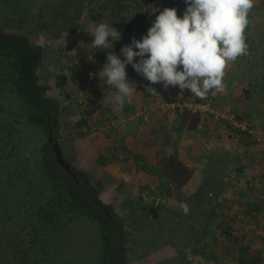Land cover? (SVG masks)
Wrapping results in <instances>:
<instances>
[{"label":"trees","instance_id":"1","mask_svg":"<svg viewBox=\"0 0 264 264\" xmlns=\"http://www.w3.org/2000/svg\"><path fill=\"white\" fill-rule=\"evenodd\" d=\"M32 1L0 0V264H131L133 258L137 259L141 255L139 248L144 239L134 230L142 216L136 210L144 204L142 193L153 187V194L167 199L163 202L172 205L164 209L162 205L158 209L173 213L174 220L183 214L179 208L181 202L189 203L191 199L202 198V226H199L202 250H188L193 247L191 243L185 240H181L182 243L174 241V234L166 238V246L178 248L180 256L185 250L187 253L198 250L205 257L207 236L214 226H218L219 236L226 237L235 246L242 245L239 246L241 252L252 250V243H242L248 236L242 241V238L233 234V224L237 217L231 224L222 218V207L227 206L225 195L233 186V180L246 170L244 159L248 155L242 149L244 156L239 164H236L233 157L236 150L233 153L232 150L205 151L202 154L206 159L202 170L205 178L192 198L184 199L183 189L193 178L194 170L179 155L172 154L161 159L156 166L142 165L140 171L148 175L151 181L143 187L138 186V193H132L121 200L124 205L121 203L120 210L101 200L104 170L118 157L113 155L110 161L99 157L96 166L80 169L67 157L65 147L70 149L77 142L88 144L97 141L99 144L100 138L94 137L87 117H81L74 123L68 118V114L78 113L80 106L77 100L72 101L69 94L62 100L56 99L49 94V86L41 80L39 70L44 64V47L31 34L44 28L42 26L30 30L26 23L29 10L23 7V4ZM256 7L255 0L253 8ZM164 8L169 7L159 9ZM153 13L150 12L147 17L149 28L155 19ZM111 26L122 33L121 39L131 43L128 37L135 30L132 23L122 19L113 22ZM116 45L120 48L118 43ZM158 87L159 92H165L161 86ZM148 99L149 104L156 105L155 112L147 120L139 118V124L148 126L157 118H165L166 122H170L169 116L172 113L178 128L172 127L166 133L167 144L172 143L174 136L180 138L185 131L188 134L199 131L203 120L200 114L187 109L161 106L169 101L164 100L163 95L159 98L149 95ZM179 101L175 100L177 103H209L201 98ZM113 119L105 123L112 124ZM245 119L237 117V120H225L220 124L227 125V134L231 140H240L242 144L251 138L250 130L238 127L239 123H245ZM96 122L97 125L104 124L100 119H96ZM50 130L59 141L65 158L73 165L77 180L58 165L48 140L45 141L44 136H49ZM256 139L254 143L259 144ZM194 150L199 154L202 147L198 144ZM190 154L194 155V152ZM130 155L136 161L142 158L138 154ZM125 219H128V225L136 232L131 244L137 246L132 245V248H128L130 238L124 228L127 224ZM152 226H148L149 235L156 231ZM249 229L255 227L250 226ZM261 249H264V242ZM178 264H191L188 254H184L183 261Z\"/></svg>","mask_w":264,"mask_h":264},{"label":"rangeland","instance_id":"2","mask_svg":"<svg viewBox=\"0 0 264 264\" xmlns=\"http://www.w3.org/2000/svg\"><path fill=\"white\" fill-rule=\"evenodd\" d=\"M256 4L258 8L250 10L249 28L245 29L248 55L238 57L235 62L229 63L226 67L225 91L214 97L209 94L205 99L212 104L213 108L229 111L236 120L237 117H246L243 126L250 130L251 138L246 137L248 141L242 144L240 140L233 141L228 137L227 125L220 124L223 121L204 116L198 132L188 134L185 131L181 133L180 138L174 136L169 146L165 142V135L170 128L162 123L157 125L156 122H152L150 126L155 129L158 127L157 133L154 135V131L146 124L135 125L132 124L134 120L123 121L122 118L126 115L124 113V111L126 112L125 104L123 107L117 105L116 94L111 98L105 96L104 90L112 88L106 84V78L102 74L99 76L98 73L106 63V52L115 51L123 59L120 52L121 48L115 44L113 48L105 50L106 52L95 49L91 47L90 43L93 38L88 33L98 23L104 22L111 25L117 20L126 19L135 27L133 34L128 38L141 39L147 35L149 29L147 17L150 12L154 11L153 8L164 6L175 8L178 16L182 17L186 8L185 0H33L23 4V7L29 10L26 23L30 30L37 27L42 28V26L44 28L38 33L31 34V37L44 47V64L39 70L42 82L49 86V94L56 99L62 100L69 94L72 101L76 102L77 100L76 103L80 106L77 109L78 113H70L68 118L74 123L81 117H87L88 126L94 132V137L100 138L98 139L99 144L95 140V143L90 141L88 144L77 142L70 149L65 147L67 157L79 169L96 166L99 163V157L107 161H110L113 155L118 157L104 170V192L101 195V200L106 205L119 209L121 203L124 205L121 200L129 197L132 193H138L139 187H143L151 181L148 175L140 171L142 165L156 166L161 159L168 158L172 154L179 155L195 173L183 189L184 199L192 198L205 178L202 171L206 162L205 157L202 156L205 151L211 153L217 150H232L233 153L236 150L233 157L236 164H239V160H242L244 156L241 149L244 150L243 146H246L251 152L244 159L247 168H249L248 171H262L260 172L261 176H264L262 163L257 164V162L264 160V2L256 0ZM135 59L138 60L139 58ZM76 65L78 67L73 68ZM126 72L132 80L136 78L131 65L126 66ZM89 73L97 75L89 78ZM138 76V79L142 77ZM84 83L87 84L85 88L83 87ZM141 84L146 91L147 80L142 78ZM157 85L163 88L162 83ZM174 88L171 86L168 89L163 88L165 92H160V95H163L164 100L174 99L167 94L169 91L173 92ZM176 88L179 87L176 86ZM183 95L184 99H200L188 89H185ZM107 102L110 107H106V110ZM109 111L113 113H111L113 118L116 116L120 120L112 124L105 123L106 120L111 119L105 114ZM131 112L129 110V114ZM96 119L102 120L104 124L97 125ZM127 134L146 141L140 146L135 140L128 144ZM150 136H155V142L146 147L148 146L147 138ZM44 137L45 141L49 138V136ZM255 139L260 140L259 144L254 143ZM207 141L209 142L208 145H206ZM198 144L202 147L199 154L194 150ZM140 147L147 154L145 156L139 155L143 158L136 161L130 154L140 152ZM190 152H194V155H191ZM86 168L85 170H87ZM124 175L131 176L132 182L126 183L123 179ZM241 181L242 183L235 184L234 188L237 190L232 191L230 197L226 199V204L230 202L227 204L229 213L222 212L224 214L222 218L224 222L231 224L237 217L239 224L236 225L235 221L233 226L239 229V239L242 238L243 241L244 237L248 236L242 242L243 245L252 243L251 246H253L254 243L258 242L257 248H254V252L253 249L241 252L239 246L242 245L235 246L226 237L219 236L218 226H214L211 229V234L207 236L208 242L206 244L208 245L204 249L205 257L197 252L198 250L190 253H187V250L184 251L185 255L188 254L191 264H264V249H261L264 242V203L259 206L261 210L258 208L259 211H262L260 213H257L252 205L259 200L264 202V177L259 178L257 176ZM152 190H155L154 187L153 189H145L142 193L144 204L136 210L142 216H140L134 230L139 232L144 239L141 242V248H139L142 251H140L141 255L137 259L133 258L130 263L178 264V262L183 261L184 254L180 256L178 248L166 246V238L172 237L174 234L172 237L174 241L179 240L182 243L185 240L191 243L193 247H189L188 250L192 248L202 250V235L199 233V226H202V198L191 199L189 203H186L190 209L189 213L186 215L184 213L179 214L174 220L175 215L173 213L158 209L162 205L163 209L171 208V203L163 202L167 199L153 194ZM241 213L244 217H250V221L254 222L255 229L248 228L249 223L245 222ZM125 220L127 224L124 228L130 238L128 248H132L137 246L131 244L136 232L128 225V219ZM149 224L153 225L152 229H156L153 235L147 234ZM244 228L254 231L251 235L248 233L245 235L243 234ZM256 232L258 233L255 234ZM197 237L199 238L196 240Z\"/></svg>","mask_w":264,"mask_h":264},{"label":"clouds","instance_id":"3","mask_svg":"<svg viewBox=\"0 0 264 264\" xmlns=\"http://www.w3.org/2000/svg\"><path fill=\"white\" fill-rule=\"evenodd\" d=\"M185 4L182 17L175 8H153L155 19L147 35L141 39L132 37L131 43L120 49L123 59L115 51L106 52V63L98 75L102 74L106 84L116 90L115 101L120 107L131 103L137 93V82L127 77V65L150 85L162 83L164 89L178 86L181 94L188 89L196 97L206 99L209 94L214 97L225 91L226 67L248 55L245 29L255 0H185ZM88 34L93 38L91 47L98 50L113 48L122 35L104 22L96 24ZM93 75L97 74L89 73V78ZM146 93L160 96L148 83ZM152 106L155 105L134 111L135 119L141 118L137 115L140 111ZM123 179L132 182L128 175ZM179 208L185 215L190 211L184 202Z\"/></svg>","mask_w":264,"mask_h":264},{"label":"crops","instance_id":"4","mask_svg":"<svg viewBox=\"0 0 264 264\" xmlns=\"http://www.w3.org/2000/svg\"><path fill=\"white\" fill-rule=\"evenodd\" d=\"M105 51V50H104ZM106 52V51H105ZM104 52V53H105ZM131 69L134 71V69L131 67ZM133 73V72H132ZM134 73L136 74V78L134 79V81H136L137 82V93H135L132 97H131V103H125V110H126V112L124 111V113H126V115H125V117L124 118H122V119H124L123 121H133V123L132 124H135V125H139V123L141 122V121H139V118H138V120L137 119H135V117H134V115H133V113H134V111L136 112V110H139L142 106H144V107H146L149 103V96L147 97V93H146V91H145V88L142 86V77L141 78H139L138 79V74L134 71ZM134 77H135V75H133ZM128 77V79L129 80H132L131 79V77H129V75L127 76ZM172 88H174V91L172 92V91H169L167 94L168 95H171L172 96V98H174L175 100H180V101H185V100H187V99H184V95H183V93L185 92V90L183 91V93L181 94V90L179 89V88H176V86H171ZM104 93H105V96L107 97H112L114 94H116V90L115 89H106V90H104ZM238 95H239V93H238ZM174 99H170L169 101H172V102H175V100ZM179 101V102H180ZM108 108V107H110V105H108V102H107V105H105V108ZM104 108V109H105ZM107 108H106V110H107ZM129 110H131L132 112L129 114ZM119 111H121V112H123V110H121V109H119ZM112 112H108V113H105L106 114V116L107 117H110V118H113V113L111 114ZM124 113H122V114H124ZM128 114H129V116H130V118H128L129 116H128ZM132 115V116H131ZM170 117V122H166L165 120V118H163V119H161V118H157V119H154V121L153 122H156V124L157 125H159V123H162L164 126H166L167 128H172V127H175V128H178V124L175 122V118L173 117V114L171 113V115L169 116ZM114 118L115 119H113L114 120V122L116 121V122H118V120H120V118H117L116 116H114ZM127 120H126V119ZM159 119H161V120H159ZM177 124V125H176ZM202 124V123H201ZM148 127L150 128V129H152L153 130V128H152V126H150V125H148ZM199 128H201V126L199 127ZM158 129V127H156V129L155 130H153V131H155L154 132V135H156V130ZM125 130H126V128H125ZM158 134H161V133H158ZM128 135V137L126 138L127 140H128V144L129 143H131L132 141H137V143L139 144V146H140V144L141 143H143V142H145L146 140H141V139H139V138H137V137H135V136H131L130 134H127ZM163 136V135H162ZM148 139V146H146V147H149L150 146V144H152L153 142H155V136L153 137V136H150V137H148L147 138ZM172 141H173V139H172ZM166 142V141H165ZM169 144V143H168ZM145 147V148H146ZM248 147H245L244 148V150H245V153L247 154V155H249L251 152H249V150L247 149ZM140 149H141V151L140 152H137L136 154H138V155H141V156H145L147 153L144 151V149H142L141 147H140ZM143 158V157H142ZM259 163H262V166H263V169H264V160L263 161H261V162H257V164H259ZM188 167H190L188 164H186ZM256 165V164H255ZM245 167H246V170H245V172L244 173H242L243 174V176H242V174H241V176H238V178H236L235 180H233V186H231V188H229L230 190L228 191V193L225 195V199H228V197H230V193L232 192V191H234V190H237V188H234L236 185V183H238V184H240V183H242V181L241 180H247V179H250V178H256L257 176L259 177V178H263L264 176H261V173L260 172H262V171H248L249 170V168H247V166H246V164H245ZM264 173V172H263ZM256 174H257V176H256ZM261 181H262V179H260ZM240 182V183H239ZM263 187V186H262ZM263 192V191H262ZM253 199H255V198H253ZM259 199V198H258ZM227 201V200H226ZM259 203H260V205H259ZM262 203H264V202H261V200H259L258 202L256 201V202H254L252 205H253V207H255V211L257 212V213H260V212H262V211H259L258 210V207L259 206H261V204ZM227 204H230V202H228ZM227 208H229L228 206H225V207H222V209H224V211H226V212H228L229 213V210L227 209ZM261 210V209H260ZM223 211V212H224ZM251 214H254L253 212H251ZM241 216H243V218L245 219V222L246 223H249V225H248V228H250V226H254V222L253 221H250V217H244V215H243V213H241ZM259 219H260V217H258ZM233 228H234V226H233ZM249 231L250 230H248V229H245L244 228V232H243V234H250L249 233ZM251 235V234H250ZM257 245H258V242H256V243H254V245L252 246V249H254V248H257ZM262 247V246H261Z\"/></svg>","mask_w":264,"mask_h":264},{"label":"built area","instance_id":"5","mask_svg":"<svg viewBox=\"0 0 264 264\" xmlns=\"http://www.w3.org/2000/svg\"><path fill=\"white\" fill-rule=\"evenodd\" d=\"M117 43L120 45V48H122L124 45L128 44L127 41L124 38L120 39L117 42H115V44H117ZM147 83L149 84V86L155 87L157 92L160 94L159 88L156 85H150L149 81H147ZM85 85L87 86V84L86 83L83 84L84 88L86 87ZM88 85H89V83H88ZM160 96H158V98ZM161 106L171 107L173 109L180 108L181 110L187 109V110L192 111L194 114H200L202 116H207V117H210V118L212 117V118H214L217 121H225L226 119L227 120H233L234 119L233 116H231V113L229 111L215 109V108H213L212 104H210V103L202 104V103L193 101V102H183L181 104H175L174 102H169L168 101V102L162 103ZM154 112H155V108H154V106H152L148 110L140 111L137 115L140 116V117H144V119L147 120V119L150 118V116ZM238 127L242 128V129H246V127L243 126V125H239L238 124ZM258 142H260V140ZM238 224H239V219L236 220V225H238ZM233 234L236 235V236H239L238 228H236L233 231Z\"/></svg>","mask_w":264,"mask_h":264},{"label":"water","instance_id":"6","mask_svg":"<svg viewBox=\"0 0 264 264\" xmlns=\"http://www.w3.org/2000/svg\"><path fill=\"white\" fill-rule=\"evenodd\" d=\"M48 144L51 146L52 152L55 156V159L58 163V165L63 168V170L69 174L72 178L77 180V174L74 172L72 165L68 160L65 158L62 149L60 147L59 141L54 137V134L50 130L49 138H48ZM108 214V213H107ZM109 215V214H108ZM110 216V215H109ZM111 218V216H110Z\"/></svg>","mask_w":264,"mask_h":264}]
</instances>
